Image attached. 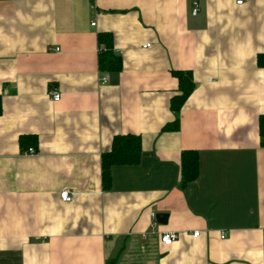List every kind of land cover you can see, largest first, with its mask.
Here are the masks:
<instances>
[{"label": "crops", "instance_id": "crops-1", "mask_svg": "<svg viewBox=\"0 0 264 264\" xmlns=\"http://www.w3.org/2000/svg\"><path fill=\"white\" fill-rule=\"evenodd\" d=\"M177 71L196 85L178 115ZM0 98V264H264V0H0ZM127 135L141 159L105 189Z\"/></svg>", "mask_w": 264, "mask_h": 264}, {"label": "trees", "instance_id": "trees-1", "mask_svg": "<svg viewBox=\"0 0 264 264\" xmlns=\"http://www.w3.org/2000/svg\"><path fill=\"white\" fill-rule=\"evenodd\" d=\"M109 38H100L101 42H108ZM101 70H115L122 69L121 62L117 58H113L110 53H103L100 58ZM174 76L179 80V93L173 97L171 102V108L178 115L182 111V107L186 100L193 94L195 90V82L191 72H174ZM2 115V98H0V116ZM259 135L262 138V144L264 145V115L259 118ZM180 126L178 119L173 124L168 126L167 130H177ZM28 140L33 141V145L37 144L36 139L32 140L30 137H24L21 139L22 146L25 147L28 144ZM141 139L135 136H116L114 137L113 145L110 151L103 153L101 169H102V183L105 189L111 188V171L114 165H135L141 159ZM181 181L183 185L194 182L199 177V153L196 151L187 150L183 153L181 158Z\"/></svg>", "mask_w": 264, "mask_h": 264}, {"label": "built area", "instance_id": "built-area-1", "mask_svg": "<svg viewBox=\"0 0 264 264\" xmlns=\"http://www.w3.org/2000/svg\"><path fill=\"white\" fill-rule=\"evenodd\" d=\"M250 0H236L237 5L241 6L243 4H245L246 2H249ZM194 8L192 11V14L194 16L197 15V12L199 10V4L196 2L193 4ZM93 26L96 25V22H94L92 24ZM101 81L106 84L108 82L107 77H102ZM47 97H49L52 101H59L61 99L60 97V93L57 90H52V91H48L46 94ZM27 155L33 156L36 155L35 150L33 148H30L27 150L26 152ZM61 199H63V201L65 202H70L72 199L71 194L68 191H63L61 193ZM153 217H155V214L152 215ZM192 236L194 238H197L200 236V232L199 231H195L193 232ZM222 238H224V236H222ZM178 239V235L176 233L172 234V233H163L160 235V241L162 242V244L166 247H172L174 245V243L177 241Z\"/></svg>", "mask_w": 264, "mask_h": 264}, {"label": "water", "instance_id": "water-1", "mask_svg": "<svg viewBox=\"0 0 264 264\" xmlns=\"http://www.w3.org/2000/svg\"><path fill=\"white\" fill-rule=\"evenodd\" d=\"M167 217L166 214H159L157 217H156V220L157 222H162L163 219H165Z\"/></svg>", "mask_w": 264, "mask_h": 264}]
</instances>
